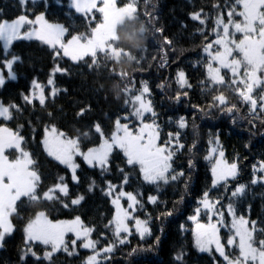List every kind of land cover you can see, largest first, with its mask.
Masks as SVG:
<instances>
[{"label":"snow or ice","instance_id":"1","mask_svg":"<svg viewBox=\"0 0 264 264\" xmlns=\"http://www.w3.org/2000/svg\"><path fill=\"white\" fill-rule=\"evenodd\" d=\"M30 3L35 5L36 0H18L21 14L13 19L0 18L3 48L0 89L6 87L8 81L17 79L15 65L23 63L22 56L12 52L15 41L40 42L50 50L54 63L46 84L34 78L31 87L20 93L22 104L0 99V248L4 246L5 238L16 231L13 218L23 219L22 212H31L23 227L21 261L30 254L36 264L45 261L55 264L57 254L62 252L74 257L82 248L90 253L82 264H111L116 250L130 247L133 237L138 236L143 242L153 235L151 213L145 212L144 218L139 215L147 204L156 206L163 202L166 205L167 201H161V195L168 186L181 180H184V192H188L192 177L188 175L185 179L186 170L176 161L187 152V172L191 173L196 166L194 156L200 143L196 114L207 116L219 112L231 117L233 124L247 119L252 128L257 122L264 126V0H213L208 12L201 6L188 13L199 25L194 35L203 37L197 59L191 66L203 71L195 86L183 67H177L174 77L170 74L156 85L163 94L170 92L174 83L177 90L174 96L167 97L168 101L175 105L187 101L193 113L191 124L186 115L169 117L167 125L174 127L166 134L159 122L160 113L156 110L150 82L141 80L137 86L135 75L138 70L142 71L147 59L145 37L149 34L153 38L163 37L157 54L152 57L154 63L158 61L159 68L178 65L185 49L179 50L181 57L171 59L177 49L174 41L164 35V28L156 26L159 19L153 0H143V10L141 0H70L69 7L87 21L83 32H73L65 24L50 22L45 11L30 12ZM64 58L83 65L89 73L95 74L97 81H115L112 90L117 100L123 97L124 107L123 114L113 121L110 133L101 122L95 121L87 126V130L77 129L76 135H70L51 122L55 115L52 111L46 113L47 123L39 117L36 122L31 119L37 102L41 109H46L49 100L54 103L60 91L67 93V89H58L55 83L57 73L69 74V69L58 63ZM125 65L131 67L132 72ZM195 88H199L208 101L206 105L192 103L191 93ZM105 89L104 83L97 82L93 91L98 95ZM29 108L31 111L25 122L17 123L15 128L8 126L9 122L23 117ZM245 108L246 113L243 112ZM91 111L89 104L80 107L76 116L82 119ZM26 127L43 154L64 168L65 174L57 175L51 184H45L40 161L26 146ZM190 127L192 141L189 144ZM209 136L203 159L210 166L211 185L201 192L196 200L195 214L189 217L195 223L193 246L198 252L206 253L211 264H264V216L252 219L251 204L247 215L237 214L249 192L246 183L232 184L240 176L239 157L227 160L219 132ZM94 139L99 142L92 143ZM89 143L92 146H87ZM115 159L120 160L115 167L120 178L118 184L104 179L111 173ZM78 161L89 168H98L104 180L100 190L114 207L111 219L104 225L111 231L110 237L101 232L99 238L93 239L96 227L86 225L80 215L72 219H52L48 210L42 207L59 205L69 209L82 204L86 198L84 194L72 196V186L81 183L79 172L82 168ZM133 181L139 187L126 190ZM250 184H264V159L252 165ZM144 185L155 190V194L147 195L146 201L141 190ZM97 186V181L92 178L86 191L93 192ZM221 187L223 192H219ZM213 191L218 193L215 197ZM183 202L181 195L174 207ZM202 211L208 216L207 223L200 222ZM172 215L173 211L169 210L156 219ZM222 229L226 230V238L221 235ZM69 233L73 237L70 242L67 239ZM159 244L160 236H157L154 244L148 247H131L126 257L150 253ZM39 246L44 248L42 254L36 250ZM185 255L183 248L176 252L173 256L175 264H184Z\"/></svg>","mask_w":264,"mask_h":264},{"label":"trees","instance_id":"2","mask_svg":"<svg viewBox=\"0 0 264 264\" xmlns=\"http://www.w3.org/2000/svg\"><path fill=\"white\" fill-rule=\"evenodd\" d=\"M153 2L156 4L155 15L159 19V23L156 26L164 28V35L174 41V46L177 49L176 54L171 56V59L176 60L178 57H181L179 50L181 48L185 49L178 65L159 68L158 61L154 63L152 57L157 54L158 45L163 37L156 36L153 38L149 34L145 37V44L148 49L147 59L142 65V71L138 70L135 75L137 86H139L141 80H148L150 82L153 89V99L157 105L156 110L160 113L159 122L166 134L174 127L167 125L169 117L186 115L191 124L193 113L190 106L187 105V101L179 105L168 101L167 97L170 95L174 96L177 90V86L174 83L172 90L170 92L166 91L163 94L159 92L156 85L170 74L174 77L177 67L185 68L191 83L194 86L197 85L203 69L193 68L191 64L197 59V50L203 37L199 34L194 35L199 25L198 22H194L189 18L188 13L199 9L201 6H205L204 11L208 12V6L213 0H153ZM0 9L3 10V16L0 18L13 19L21 14L18 0H0ZM141 10H143V0H141ZM29 11L36 13L45 11L46 17L50 22L65 24L73 32H83L87 23L80 14L75 13V10L69 7L68 0H47L46 4L45 0H36L35 5L29 4ZM185 25L187 27H184ZM12 52L22 56L23 63L15 65L17 79L15 81H8L6 87L0 89V99H3L5 102L14 100L22 104L20 93L27 91L31 87V81L34 78L46 84L54 62L50 50L35 40L15 41ZM2 54L3 48L0 44V58H2ZM58 63L62 67L69 69V74L62 75L57 73L55 76L56 87L61 90L67 89L68 91L67 93L60 91L54 103L50 99L46 109H41L37 102L35 114L31 116L33 122H36L38 117L44 123L49 122L46 113L52 111L55 115L51 122L70 135H76L77 129H80L81 132L87 130V126L95 121L101 122L105 131L110 133L113 129V121L117 115L123 114L122 109L124 107L123 97L117 100L115 92L112 90V85L115 81L107 79L97 81L95 74L89 73L83 65H76L68 58H64L58 61ZM125 67H127L129 72H132L131 67L127 65ZM97 82H102L106 85L105 91L100 92L98 95L93 91L94 85ZM105 96L107 97L106 99ZM191 97L192 103H199L202 106L208 103L201 95L199 88H195L191 93ZM162 101L163 104H161ZM89 104L92 107V111L84 118H78L76 112L79 108ZM30 111L31 109L29 108L23 117L9 122L8 126L15 128L17 123L25 122L29 117ZM243 112L246 113L247 109H243ZM195 123L199 126L200 133L199 148L194 156L196 166L191 173L187 172V152L181 154L176 161L178 165H183L185 168V179H187L188 175L192 177L188 192H184V180H181L178 184L168 186L164 194L161 195L160 199L161 201H167L166 205L163 202L156 206L147 204L145 210L141 211L139 215L141 218H144L145 212L151 213L153 219L150 227L152 228L153 235L147 237L143 242L140 241L138 236L133 237L130 247L118 248L116 250L112 256L111 264H130V262L131 264H175L173 256L181 248L186 253L184 264H211L210 257L206 253L198 252L193 246L192 223L189 219L197 206V198L206 186L211 185V176L208 171L210 166L203 159L207 152V141L210 138V133L214 135L216 132H219L220 140L230 160H235L239 157L240 176L238 181L232 182L233 186L237 182L249 185L247 199L238 207L237 214L247 215L248 205L251 204L252 219L264 216V184H250L252 165L260 157H264V126H261L257 122L256 127L252 128L247 119L233 124L231 117L223 116L219 112H212L207 116L198 113L196 114ZM42 126L43 124L41 123V134ZM24 134L28 139L26 146L30 148L35 157L40 161L45 176V184H51L57 175H64L63 166H58L56 162L51 161L50 158H47L43 154L39 145L32 141V133L27 127L24 130ZM39 138L40 136L37 135L36 139L39 140ZM191 141L192 131L190 127L188 130V143L190 144ZM98 142L97 139L92 141V143ZM87 146H92V144L89 143ZM11 155L14 157L15 154L11 153ZM78 162L81 163L82 168L79 172L81 183L78 186H72V196H75L77 193L84 194L86 198L82 204L70 207L69 209H64L59 205H44L42 207L48 210L49 216L52 219H71L76 215H80L86 225L96 227L97 231L94 233L93 239L99 238L101 232H105L110 237L111 231L106 230L104 225L111 219L114 207H112L110 199L100 190V186L103 185L104 180L101 178L98 168H89L82 161ZM119 163V159L113 160L112 171L106 174L104 179L111 180L115 184L120 183V178L115 171V167ZM92 178L97 181L98 186L93 192H87L89 180ZM137 187L139 185L133 181L126 190L132 191ZM141 190L144 192L145 201L149 193L155 194L154 188L148 185H144ZM223 191L224 189L221 187L219 192ZM217 194L216 191L212 193L213 197ZM181 195L184 196V202L175 204L174 207V202ZM224 203L226 205L228 201L225 199ZM169 210L173 211L172 216L156 219L162 212ZM31 214V212H22L21 216L23 219L19 217L13 218L16 231L11 236L5 238L4 246L0 248V264H36L30 254L25 257L24 261H21L19 258L23 246V227L27 217ZM181 225H183V229H181ZM225 234L226 230H222L221 235L226 238ZM157 236H160L158 248H154L150 253H140L135 257H126V253L131 250V247H136L137 245L148 247L154 244ZM71 237L69 236L68 239ZM103 243H101V247ZM36 250L42 254L44 248L43 246H39ZM87 255H89V251L82 248L78 249V255L74 257H68L61 252L56 255L55 264H82ZM44 264H47V262L45 261Z\"/></svg>","mask_w":264,"mask_h":264},{"label":"rangeland","instance_id":"3","mask_svg":"<svg viewBox=\"0 0 264 264\" xmlns=\"http://www.w3.org/2000/svg\"><path fill=\"white\" fill-rule=\"evenodd\" d=\"M68 2H69V4H70V0H68ZM53 23H57V22H53ZM25 30H27V29H25ZM2 45V44H1ZM222 143V142H221ZM223 145V144H222ZM225 147L223 146V150L225 151V149H224ZM225 154H226V152H225ZM11 155V154H10ZM225 158L227 159V160H229V161H233V160H230L228 157H227V155L225 156ZM260 159H264V157H260ZM260 159H258V160H260ZM258 175H260L259 173H258ZM126 206V205H125ZM113 207V206H112ZM196 208V207H195ZM195 214V212H193L192 213V215H194ZM191 215V216H192ZM72 219V218H71ZM200 222L201 223H207V221H208V216L206 215V214H204V212L202 211V213H201V216H200ZM230 219V218H229ZM191 221V223H192V230L195 228V223L192 221V220H190ZM222 230H224L225 231V229H222ZM221 230V231H222ZM69 236H72V234L71 233H69L68 234V236H67V239H68V237ZM225 236H226V234H225ZM73 237H71V238H69L68 240H69V242L71 241V239H72ZM90 254V253H89Z\"/></svg>","mask_w":264,"mask_h":264}]
</instances>
